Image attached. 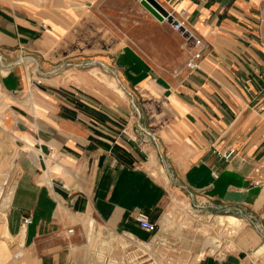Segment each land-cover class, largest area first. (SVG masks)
I'll list each match as a JSON object with an SVG mask.
<instances>
[{
	"label": "crops",
	"instance_id": "obj_1",
	"mask_svg": "<svg viewBox=\"0 0 264 264\" xmlns=\"http://www.w3.org/2000/svg\"><path fill=\"white\" fill-rule=\"evenodd\" d=\"M157 1L194 38L140 0H0V124L17 172L0 264L263 262L264 0ZM181 194L217 214L218 234L219 216L242 218L222 254L209 224L201 240L162 231Z\"/></svg>",
	"mask_w": 264,
	"mask_h": 264
},
{
	"label": "rangeland",
	"instance_id": "obj_2",
	"mask_svg": "<svg viewBox=\"0 0 264 264\" xmlns=\"http://www.w3.org/2000/svg\"><path fill=\"white\" fill-rule=\"evenodd\" d=\"M88 58H77L74 60V62L77 65H80L79 69H91L92 66H86L87 61L90 56H84ZM93 60H96L97 58H91ZM89 59V60H90ZM100 63L102 60H98ZM106 63V62H105ZM89 65V64H88ZM92 74V77L95 81L102 82L103 79H105L104 76L101 75L100 72H102V69L98 66L94 67L92 71H90ZM111 81V78L109 79ZM112 82H116L112 80ZM112 86V85H111ZM139 113V109L133 107L131 116L137 115L136 113ZM142 128L141 133H145L144 128L145 126L143 124H139ZM140 132V130H139ZM145 142L142 141V144ZM16 163L14 160V149H13V140L11 135L5 130L3 125L0 124V213L2 211L4 212L5 206H6V198L10 190L12 189L15 179H16ZM169 209L164 214L162 220H161V229L164 233L171 231L175 234H182L184 237L187 236V239L191 240H198V239H204V235L201 233V229L204 227L205 224H209L210 228L208 229L207 236H213L218 239H221L222 247L220 249V253L222 254L230 245L229 239L231 238L230 234H232L230 231H223L221 234H218L217 231H220V227L216 225V219L214 218L217 214H211V215H203V213H197L194 209L195 207L192 205L189 198L182 195H176L172 198L171 203H169ZM225 214V213H222ZM233 215V214H230ZM167 216V219H166ZM236 216V215H233ZM238 218H241L239 216H236ZM214 219V221H213ZM242 219V218H241ZM214 222V223H213ZM216 226H214V225ZM215 230V232H214ZM183 232V233H182ZM166 237L163 238L165 240ZM224 241V243H223ZM129 249V248H128ZM127 249V250H128ZM132 249V248H131ZM130 249V250H131ZM126 250V251H127ZM128 252V251H127ZM262 256H264V251L262 253H259ZM128 256V255H127ZM152 259L159 261L160 258H153ZM264 262V257L262 258Z\"/></svg>",
	"mask_w": 264,
	"mask_h": 264
},
{
	"label": "built area",
	"instance_id": "obj_3",
	"mask_svg": "<svg viewBox=\"0 0 264 264\" xmlns=\"http://www.w3.org/2000/svg\"><path fill=\"white\" fill-rule=\"evenodd\" d=\"M188 37L194 38V36L190 32H189ZM200 58H201V52L199 50L192 52V54L190 55V57L186 61V66L189 69L197 68L199 65ZM233 153H234V150L229 149L226 152L221 153V157H223L224 159H229L233 155ZM251 182L256 184L259 182V180L253 179ZM133 220L135 221V223L139 227H141L145 230L153 231L156 228V223L151 221L149 216L144 212H140V211L136 212L133 215ZM24 222L25 223L30 222V218H24ZM261 264H264V262H261Z\"/></svg>",
	"mask_w": 264,
	"mask_h": 264
},
{
	"label": "water",
	"instance_id": "obj_4",
	"mask_svg": "<svg viewBox=\"0 0 264 264\" xmlns=\"http://www.w3.org/2000/svg\"><path fill=\"white\" fill-rule=\"evenodd\" d=\"M140 4L157 20L166 21L180 33L184 34L185 36L189 35V32L186 30V28H184V26L175 18V16L157 0H140Z\"/></svg>",
	"mask_w": 264,
	"mask_h": 264
},
{
	"label": "bare ground",
	"instance_id": "obj_5",
	"mask_svg": "<svg viewBox=\"0 0 264 264\" xmlns=\"http://www.w3.org/2000/svg\"><path fill=\"white\" fill-rule=\"evenodd\" d=\"M105 80V79H104ZM106 82V81H105ZM110 82V81H109ZM109 84V83H108ZM110 84L112 86H115V83L114 82H110ZM12 193H13V187L12 189L10 190V192L8 193L7 195V198H6V208L9 206L10 204V201H11V197H12ZM5 208V209H6ZM2 213H4L2 211ZM167 218V216H166ZM218 221L220 223V226L222 228L223 231H232L234 232L237 227L240 225L239 221H236V218L232 215H221L218 217ZM2 227V226H1ZM1 231V230H0ZM210 243L214 244V238H211L210 239ZM215 248H217L218 246L217 245H214ZM264 251V246L261 247L259 250H257L254 255H261L259 253H262ZM146 264V263H145Z\"/></svg>",
	"mask_w": 264,
	"mask_h": 264
}]
</instances>
